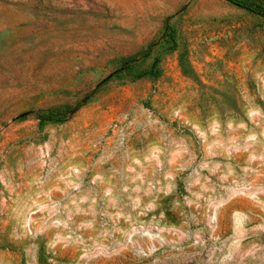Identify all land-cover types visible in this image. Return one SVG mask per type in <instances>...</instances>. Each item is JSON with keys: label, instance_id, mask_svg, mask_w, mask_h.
<instances>
[{"label": "rangeland", "instance_id": "rangeland-1", "mask_svg": "<svg viewBox=\"0 0 264 264\" xmlns=\"http://www.w3.org/2000/svg\"><path fill=\"white\" fill-rule=\"evenodd\" d=\"M0 264H264V17L0 0Z\"/></svg>", "mask_w": 264, "mask_h": 264}, {"label": "trees", "instance_id": "trees-1", "mask_svg": "<svg viewBox=\"0 0 264 264\" xmlns=\"http://www.w3.org/2000/svg\"><path fill=\"white\" fill-rule=\"evenodd\" d=\"M233 3H238L242 7H245L262 17H264V0L252 1V0H229Z\"/></svg>", "mask_w": 264, "mask_h": 264}]
</instances>
